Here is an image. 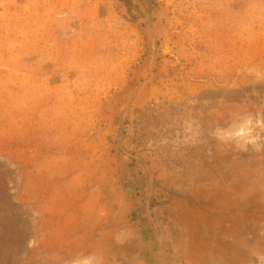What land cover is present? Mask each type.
I'll use <instances>...</instances> for the list:
<instances>
[{
	"label": "rangeland",
	"instance_id": "374dc122",
	"mask_svg": "<svg viewBox=\"0 0 264 264\" xmlns=\"http://www.w3.org/2000/svg\"><path fill=\"white\" fill-rule=\"evenodd\" d=\"M248 67L264 0H0V264H258L264 150L210 135L264 113Z\"/></svg>",
	"mask_w": 264,
	"mask_h": 264
},
{
	"label": "clouds",
	"instance_id": "9594fccd",
	"mask_svg": "<svg viewBox=\"0 0 264 264\" xmlns=\"http://www.w3.org/2000/svg\"><path fill=\"white\" fill-rule=\"evenodd\" d=\"M67 13H57V19L63 20ZM75 33V29L70 30ZM246 75H253L259 81L264 79V71L256 67L244 69ZM182 134L186 142L196 143L203 136V129L199 121L186 119L183 122ZM210 135L221 143L233 144L241 151H247L250 147L255 151L264 150V113L245 114L237 117L227 127H216ZM264 234V233H262ZM135 238L132 229H122L115 236V242L123 245ZM254 256L258 264H264V254L255 252ZM71 264H107L102 252H93L87 255H78L72 259Z\"/></svg>",
	"mask_w": 264,
	"mask_h": 264
}]
</instances>
